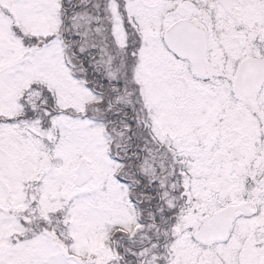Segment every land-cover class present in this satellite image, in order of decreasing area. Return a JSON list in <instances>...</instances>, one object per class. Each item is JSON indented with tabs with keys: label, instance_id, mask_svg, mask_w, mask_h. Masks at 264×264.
<instances>
[{
	"label": "snow or ice",
	"instance_id": "obj_1",
	"mask_svg": "<svg viewBox=\"0 0 264 264\" xmlns=\"http://www.w3.org/2000/svg\"><path fill=\"white\" fill-rule=\"evenodd\" d=\"M0 264H264V0H0Z\"/></svg>",
	"mask_w": 264,
	"mask_h": 264
}]
</instances>
